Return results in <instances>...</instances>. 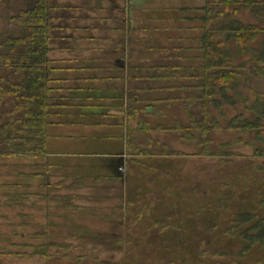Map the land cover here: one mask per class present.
I'll return each mask as SVG.
<instances>
[{"label":"rangeland","instance_id":"374dc122","mask_svg":"<svg viewBox=\"0 0 264 264\" xmlns=\"http://www.w3.org/2000/svg\"><path fill=\"white\" fill-rule=\"evenodd\" d=\"M67 1L89 13L91 22L85 24L91 29L75 32L71 49H55L50 56L60 62H54L55 67L71 69L52 74L67 77V108L61 118L52 119L56 125L49 127L48 167L39 169L47 174L52 191L38 189L46 184L33 165L43 160L0 158V264H264V235L248 242L243 234L259 237V224L264 225V129L259 140L254 134L214 131L206 151H201L179 133L157 128H170L173 120L188 124L179 104L174 111L165 108L163 117L158 113L148 119L157 142L140 145L134 136L139 122L120 92L122 83L101 81L114 74L103 68L106 60L118 61L122 54L164 56L142 53L152 38L165 50L182 43L190 48L183 56L194 59L199 55L193 43L199 24L180 19L178 10L201 6L204 0H130V13L115 11L114 18L105 21L101 16L106 15L103 8L111 11L108 1L100 5L102 10L94 0ZM7 5L21 6V1L2 4V18L10 15ZM238 18L246 24L259 21L248 9ZM93 19L99 22L95 29ZM7 23L0 20V30ZM88 66L95 74L83 68ZM94 75L98 78L91 81ZM76 76L91 78L76 83ZM253 81L254 90L264 93V78ZM246 94L251 103L252 95ZM77 110L85 117L78 118ZM212 112L224 126L223 119L249 116L242 105L224 106L223 118ZM78 119L88 123L85 132L72 126ZM75 148L97 158L69 156ZM153 161L163 162L162 167H154ZM11 194L19 196L16 205L9 204ZM247 215L253 218L246 220ZM43 231L51 237L47 256L34 255L29 248L20 251L22 243L45 242L39 236ZM244 244L249 248L243 250Z\"/></svg>","mask_w":264,"mask_h":264},{"label":"trees","instance_id":"16d2710c","mask_svg":"<svg viewBox=\"0 0 264 264\" xmlns=\"http://www.w3.org/2000/svg\"><path fill=\"white\" fill-rule=\"evenodd\" d=\"M20 1L21 6H6L9 16L2 18L0 11V20L8 22V27L0 30V158L43 160V164L33 165L35 174L46 184L44 187L41 184L38 189L49 188L48 191H52L48 187L47 174L39 169L45 171L48 167L45 161L49 157V127L56 125L52 119L61 118L67 108V89L63 86L67 77L56 79L52 74L71 69L68 66L64 69L55 67L50 56L55 49L58 53L71 49L75 32L89 31L91 27L85 23L91 21L86 10L79 11L80 7L67 0ZM94 1L100 10L105 0ZM106 1L110 3L111 11L104 9L106 15L101 16L102 21L114 18L112 13L117 9V0ZM6 2L10 0H0V6ZM242 9L250 10L261 23H243L238 18ZM178 13L180 19L199 24L200 34L195 36L196 40L193 39L199 55L194 59L183 56L190 48L182 43L172 46L174 50H165L160 47L158 39L152 38L142 53L157 51L164 56L151 58L148 53H140L138 57L131 58L122 54L118 61L104 62L103 68L114 74L108 78L101 77V81L108 79L123 84L120 92L128 107L130 103V111L139 122L135 140L140 145H155L157 139L152 140L151 131L156 130L149 127L148 119L155 118L158 113L159 118L163 117L165 108L174 111L179 104L185 110L188 124L173 120L170 128H157L171 134L179 133L181 139L195 143L201 151H206L211 143L210 134L214 131L229 129L238 134H254L259 140L264 129V93L254 90L253 79L264 78V0H204L201 6L183 7ZM78 20L84 24H79ZM92 23L94 29L98 27L99 22L95 19ZM121 24L124 30L125 26ZM88 67L83 68L95 71V68ZM89 78L76 76L74 79L79 83ZM97 78L94 75L90 80ZM55 92L60 96L55 97ZM246 92L253 97L251 103ZM226 105L232 108L242 105L249 116L239 113L231 120L223 119L224 126L212 109L223 118L222 109ZM147 109H152V112L146 113ZM150 163L159 169L163 165L158 161ZM228 196L229 193L225 195L226 200ZM8 197L9 204L16 205V197L19 196L11 194ZM182 198L184 201L187 199L185 196ZM247 216L246 220L253 218ZM259 229V237L243 233L248 242L254 238L260 240L264 235V225L260 223ZM39 236L46 241L38 246L22 243L20 251L29 248L35 250L34 255L41 253L47 256L51 237L46 231ZM249 246L244 244L243 250Z\"/></svg>","mask_w":264,"mask_h":264},{"label":"crops","instance_id":"0c3cea01","mask_svg":"<svg viewBox=\"0 0 264 264\" xmlns=\"http://www.w3.org/2000/svg\"><path fill=\"white\" fill-rule=\"evenodd\" d=\"M121 2V3H120ZM102 5V4H101ZM132 6H133V2H131L130 0H117V9L116 10H114V12L115 11H122V13L124 14V15H127L128 13H130L131 11H132ZM102 8H103V6H101L100 7V10H102ZM103 9H106V8H103ZM113 12V13H114ZM152 112V111H151ZM151 112H148V113H151ZM75 113H76V115L78 116V118H84L85 117V114H83V113H81V111L79 110H77V111H75ZM82 115H84V116H82ZM99 115V117L101 118L102 117V113H100V114H98ZM95 118V117H94ZM127 121V120H126ZM128 122V121H127ZM127 122H126V124H127ZM72 126L74 127V128H76V130H81V131H83L84 130V132H85V128H88L87 126H88V123L86 124L85 122H81L79 119L77 120V122L76 123H73L72 124ZM71 126V128H73ZM90 126L91 127H98L97 126V124H95V123H91L90 124ZM99 126H100V128L101 127H103V125L102 124H99ZM128 126V125H127ZM126 129H128L127 127H126ZM75 129L74 130H72L71 132H74V131H76ZM94 131H96V129L94 130ZM49 145H50V141L48 140L47 141V146L49 147ZM48 151H49V148H48ZM72 153H75V155H73ZM69 154V156H74V157H80V158H83V157H93L94 158V156H95V158H97L96 156L97 155H88V153H87V155H86V153H83V152H81V150H78V149H73V150H71V152H69L68 153ZM77 154V155H76ZM98 157H102V154H100V153H98Z\"/></svg>","mask_w":264,"mask_h":264},{"label":"bare ground","instance_id":"6f19581e","mask_svg":"<svg viewBox=\"0 0 264 264\" xmlns=\"http://www.w3.org/2000/svg\"><path fill=\"white\" fill-rule=\"evenodd\" d=\"M192 197H197L198 195H197V193H194L193 195H191Z\"/></svg>","mask_w":264,"mask_h":264},{"label":"water","instance_id":"95a60500","mask_svg":"<svg viewBox=\"0 0 264 264\" xmlns=\"http://www.w3.org/2000/svg\"><path fill=\"white\" fill-rule=\"evenodd\" d=\"M151 111H152V109H147V110H146V113L151 112Z\"/></svg>","mask_w":264,"mask_h":264}]
</instances>
